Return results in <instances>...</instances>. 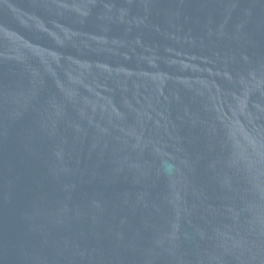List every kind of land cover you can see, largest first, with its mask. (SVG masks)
Wrapping results in <instances>:
<instances>
[{"label": "water", "instance_id": "95a60500", "mask_svg": "<svg viewBox=\"0 0 264 264\" xmlns=\"http://www.w3.org/2000/svg\"><path fill=\"white\" fill-rule=\"evenodd\" d=\"M0 264H264V0H0Z\"/></svg>", "mask_w": 264, "mask_h": 264}]
</instances>
